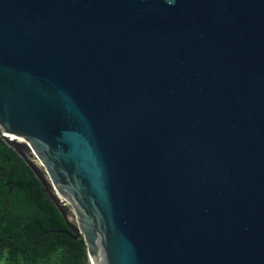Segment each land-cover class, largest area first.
I'll list each match as a JSON object with an SVG mask.
<instances>
[{"label": "water", "instance_id": "95a60500", "mask_svg": "<svg viewBox=\"0 0 264 264\" xmlns=\"http://www.w3.org/2000/svg\"><path fill=\"white\" fill-rule=\"evenodd\" d=\"M0 140L87 264H264V0H0Z\"/></svg>", "mask_w": 264, "mask_h": 264}, {"label": "trees", "instance_id": "16d2710c", "mask_svg": "<svg viewBox=\"0 0 264 264\" xmlns=\"http://www.w3.org/2000/svg\"><path fill=\"white\" fill-rule=\"evenodd\" d=\"M2 146L12 162L0 184V264H87L83 238L61 232L68 228L34 174Z\"/></svg>", "mask_w": 264, "mask_h": 264}, {"label": "flooded vegetation", "instance_id": "af4514ba", "mask_svg": "<svg viewBox=\"0 0 264 264\" xmlns=\"http://www.w3.org/2000/svg\"><path fill=\"white\" fill-rule=\"evenodd\" d=\"M3 144L6 145L2 140H0V184L2 183V180L5 178L6 170L12 162V156L7 155L6 153L3 152V150H4V148L2 146ZM11 176H12V174H9V177H11ZM5 185H7V184H5ZM5 185H4V187H5ZM10 193H11V190L8 191V194H10Z\"/></svg>", "mask_w": 264, "mask_h": 264}]
</instances>
